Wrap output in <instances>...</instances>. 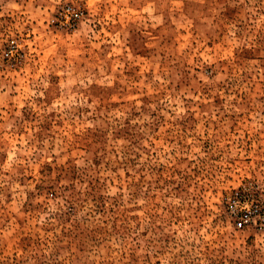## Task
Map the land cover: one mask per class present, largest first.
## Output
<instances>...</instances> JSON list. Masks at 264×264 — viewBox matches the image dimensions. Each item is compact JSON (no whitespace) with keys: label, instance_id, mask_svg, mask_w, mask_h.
<instances>
[{"label":"rangeland","instance_id":"1","mask_svg":"<svg viewBox=\"0 0 264 264\" xmlns=\"http://www.w3.org/2000/svg\"><path fill=\"white\" fill-rule=\"evenodd\" d=\"M0 264H264V0H0Z\"/></svg>","mask_w":264,"mask_h":264},{"label":"built area","instance_id":"2","mask_svg":"<svg viewBox=\"0 0 264 264\" xmlns=\"http://www.w3.org/2000/svg\"><path fill=\"white\" fill-rule=\"evenodd\" d=\"M78 13L70 7H66L62 12L63 20L69 21L72 25L78 19ZM12 41L8 42V48H12ZM229 214L234 219V227L241 229L249 225H254L262 220L263 215L256 205L252 204L251 200L239 193H234L231 205L229 206Z\"/></svg>","mask_w":264,"mask_h":264}]
</instances>
